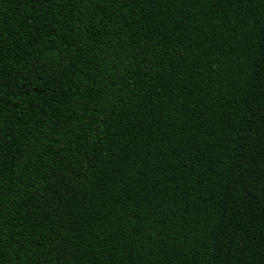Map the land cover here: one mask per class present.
<instances>
[{
    "label": "trees",
    "instance_id": "obj_1",
    "mask_svg": "<svg viewBox=\"0 0 264 264\" xmlns=\"http://www.w3.org/2000/svg\"><path fill=\"white\" fill-rule=\"evenodd\" d=\"M0 264H264V0H0Z\"/></svg>",
    "mask_w": 264,
    "mask_h": 264
}]
</instances>
